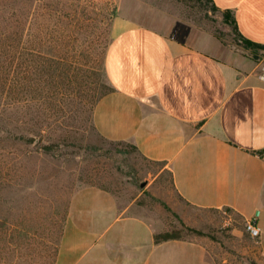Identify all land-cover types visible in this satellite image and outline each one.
Listing matches in <instances>:
<instances>
[{"label":"rangeland","instance_id":"rangeland-1","mask_svg":"<svg viewBox=\"0 0 264 264\" xmlns=\"http://www.w3.org/2000/svg\"><path fill=\"white\" fill-rule=\"evenodd\" d=\"M16 5L19 22L28 27L25 45L12 52L19 63L33 54L34 64L29 81L20 69L15 98L0 92V217L9 218L19 234L0 264H57L71 198L92 185L112 191L122 208L156 227L204 242L217 264L257 261V240L243 219L186 204L161 164L103 138L93 115L95 101L113 92L105 57L117 18L217 54L248 55L263 64L262 76L264 51L246 48L225 12L209 0H1V6Z\"/></svg>","mask_w":264,"mask_h":264},{"label":"crops","instance_id":"crops-1","mask_svg":"<svg viewBox=\"0 0 264 264\" xmlns=\"http://www.w3.org/2000/svg\"><path fill=\"white\" fill-rule=\"evenodd\" d=\"M241 34L264 45V0H213ZM105 59L113 92L94 111L98 133L162 165L189 206L261 227L264 264V78L261 63L215 53L169 32L117 18ZM232 217V215H231ZM99 186L71 198L57 264H217L198 240L165 232Z\"/></svg>","mask_w":264,"mask_h":264},{"label":"trees","instance_id":"trees-1","mask_svg":"<svg viewBox=\"0 0 264 264\" xmlns=\"http://www.w3.org/2000/svg\"><path fill=\"white\" fill-rule=\"evenodd\" d=\"M14 2H17L18 0H12ZM212 3V6L214 9L219 10L216 5L213 3V0H209ZM18 5L12 6V7H5L1 6V0H0V17L4 18V23L0 24V49L5 47L9 48L7 53L1 54L0 53V92L1 94L4 95V92H7L11 97L15 98L16 93H17V84L19 82L18 76L20 73V69L25 68V73H26V79L28 81L30 80V72L33 68L32 60L34 59V55L30 54L25 60V55L22 58V61L25 60V62L19 63L21 61V57H17L16 54L12 52L13 48H18L21 44L22 46L24 44V39L26 37V30L28 27V24H24V20H21L19 22L18 20ZM13 12V13H12ZM6 13L13 17H6ZM225 17L226 20L234 27V30L236 31L238 37L242 40L244 43L245 47L248 48L249 50L259 53L261 51H264V45H261L259 43H255L247 38H245L241 32L238 29V26L236 24L234 16L231 14V12H225ZM6 18V19H5ZM15 18L16 21H13L12 19ZM9 20V21H7ZM17 42V43H16ZM5 43V44H4ZM26 47H23V49ZM106 58V57H105ZM48 60V59H43ZM106 71V68H105ZM107 75V73H106ZM108 77V76H107ZM111 90L113 91L114 88L112 87ZM107 93L103 94L100 96L94 103V111L99 103V101L106 96ZM94 118V115H93ZM94 121V119H93ZM95 125V124H94ZM104 138V137H103ZM19 139L22 140H28L32 141L33 139H27L25 135L19 136ZM116 142V141H114ZM120 144H127L124 142H118ZM132 148H134L136 151H138L137 147L134 145L129 144ZM45 149H51L49 145L44 146ZM104 189H107L105 187H101ZM108 190V189H107ZM67 219V217H66ZM11 221L9 218L5 217H0V261L3 260L4 256L9 253L12 244H14V241H19L18 239V231L14 229L13 225H10ZM66 223V220H65ZM65 228V225H64ZM64 233V229H63ZM63 236V234H62ZM156 242L160 243L163 241H168V240H173V239H183L184 235L181 230L174 229L172 231H165L156 234L155 236ZM61 245V242H60ZM60 246L58 249V254H59ZM58 257V256H57ZM251 264H259L257 261H253Z\"/></svg>","mask_w":264,"mask_h":264},{"label":"built area","instance_id":"built-area-1","mask_svg":"<svg viewBox=\"0 0 264 264\" xmlns=\"http://www.w3.org/2000/svg\"><path fill=\"white\" fill-rule=\"evenodd\" d=\"M263 78H264V76H263ZM246 228H247V231L249 232V234L253 238L258 239L261 237V234H262L261 227L257 224V222L255 220L252 219V220L247 221Z\"/></svg>","mask_w":264,"mask_h":264},{"label":"water","instance_id":"water-1","mask_svg":"<svg viewBox=\"0 0 264 264\" xmlns=\"http://www.w3.org/2000/svg\"><path fill=\"white\" fill-rule=\"evenodd\" d=\"M144 186H146V183H143V184H142V187H144Z\"/></svg>","mask_w":264,"mask_h":264}]
</instances>
